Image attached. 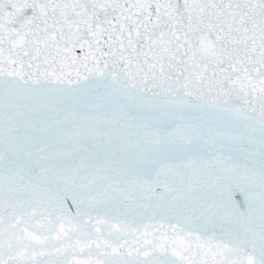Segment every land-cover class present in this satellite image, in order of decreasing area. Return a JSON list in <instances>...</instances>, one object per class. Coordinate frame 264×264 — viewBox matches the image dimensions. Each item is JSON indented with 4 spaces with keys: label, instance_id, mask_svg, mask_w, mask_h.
Listing matches in <instances>:
<instances>
[{
    "label": "snow or ice",
    "instance_id": "obj_1",
    "mask_svg": "<svg viewBox=\"0 0 264 264\" xmlns=\"http://www.w3.org/2000/svg\"><path fill=\"white\" fill-rule=\"evenodd\" d=\"M0 264H264V0H0Z\"/></svg>",
    "mask_w": 264,
    "mask_h": 264
}]
</instances>
